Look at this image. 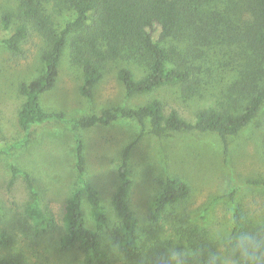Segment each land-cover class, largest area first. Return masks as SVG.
<instances>
[{
  "label": "trees",
  "instance_id": "16d2710c",
  "mask_svg": "<svg viewBox=\"0 0 264 264\" xmlns=\"http://www.w3.org/2000/svg\"><path fill=\"white\" fill-rule=\"evenodd\" d=\"M221 0H16L14 8L0 15L2 28L10 34L2 39L11 51L32 33L45 40L41 53L43 70L28 82L19 85L24 102L18 112L22 134L11 142L0 139V152L20 148L30 140V129L51 120L70 126L91 127L108 124L118 118L133 119L149 133L162 137L170 132H213L227 150V138L237 135L260 112L264 103V0H228L233 21L220 33L219 9ZM72 10L73 17L60 29L55 27L50 12ZM171 40L184 44L183 52ZM227 46L228 54L237 68L233 79L226 85L216 108H200L192 119L182 116L175 108L165 111L162 102L151 98L136 106L106 107L83 117L66 116L62 112L46 111L39 101L41 93L50 90L58 74V64L64 49L68 61L81 72L78 92L91 96L93 88L103 76L108 61L123 57L145 58L147 71L135 79L127 67H120L117 77L126 97L147 93L153 89L177 84L185 97L199 83L200 65L197 60L207 55V50ZM75 141L76 187L67 198L60 224L51 213L44 212L27 171L11 165L14 174H21L31 192L25 206V215L36 231H52L60 226L58 246L61 250L76 248L81 264H109L111 256L102 244V233L107 228L108 217L98 190L84 175L82 143ZM133 142L121 152L117 173L119 182L110 195V205L117 220L111 230L112 244L121 253L119 264H164L169 250L158 237L142 239L138 234L137 218L130 208L132 179L129 159ZM246 183L264 190V176L250 177ZM238 188L231 183L222 195L232 204V217L246 213L236 201ZM188 194L187 184L167 176L153 201L148 217L153 223L162 219L167 206L177 203ZM88 204L93 227L86 223L83 200ZM181 236L195 245L209 243L207 228L179 220ZM0 264H30L25 254L15 246V238L0 229Z\"/></svg>",
  "mask_w": 264,
  "mask_h": 264
},
{
  "label": "rangeland",
  "instance_id": "374dc122",
  "mask_svg": "<svg viewBox=\"0 0 264 264\" xmlns=\"http://www.w3.org/2000/svg\"><path fill=\"white\" fill-rule=\"evenodd\" d=\"M227 1L221 0L216 6L220 11V33L227 30L229 19L233 21L231 4ZM15 5L16 0H0V15ZM50 14L57 29L73 17L72 10L51 11ZM9 34L10 30L0 24V139L5 142L22 134L18 112L24 96L19 92V85L43 70L41 53L46 46L40 35L32 33L20 43L19 50L13 52L2 42ZM162 43H171L180 52L184 50L182 42L166 40ZM227 49L221 44L207 50V55L197 60L200 79L189 97L182 94L177 84L126 97L117 71L127 67L135 79L139 78L148 69L145 58L138 56L108 61L102 70V78L88 98L78 92L81 72L68 61L67 49H64L55 83L50 90L40 94V105L46 111L83 117L102 108L133 107L157 98L166 112L175 108L185 118L192 119L200 108H216L226 85L233 79L237 66ZM75 137L82 143L84 175L98 190L106 209L108 224L102 233V244L111 256L109 264H119L121 259V253L110 239L117 220L109 199L119 182L117 169L122 149L131 142L129 203L137 218L140 238L177 237L175 247L178 251L185 242L178 221L182 216L187 217L188 222L207 228L210 236L232 214L231 202L222 197L231 183L238 188L236 201L242 204L245 212L264 209V190L246 183L247 178L264 176V103L248 125L237 135L227 138L226 152L222 140L213 132L179 131L155 137L149 133L147 125L142 126L133 119L118 118L106 125L91 127L51 120L33 125L26 145L0 152V229L15 238V246L30 264H81L80 253L76 248H59L60 226L52 231L34 230L24 211L31 192L24 177L12 172L11 165L29 173L41 209L54 215L60 224L65 202L77 185ZM167 176L184 181L188 194L167 206L162 219L153 223L148 215ZM83 211L87 225L93 227L85 199ZM160 242L168 250L172 247L169 239Z\"/></svg>",
  "mask_w": 264,
  "mask_h": 264
},
{
  "label": "clouds",
  "instance_id": "9594fccd",
  "mask_svg": "<svg viewBox=\"0 0 264 264\" xmlns=\"http://www.w3.org/2000/svg\"><path fill=\"white\" fill-rule=\"evenodd\" d=\"M165 239L172 241V247L163 257L164 264H264V209L229 216L204 245L185 241L177 251L178 238L160 237Z\"/></svg>",
  "mask_w": 264,
  "mask_h": 264
}]
</instances>
